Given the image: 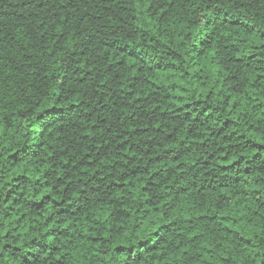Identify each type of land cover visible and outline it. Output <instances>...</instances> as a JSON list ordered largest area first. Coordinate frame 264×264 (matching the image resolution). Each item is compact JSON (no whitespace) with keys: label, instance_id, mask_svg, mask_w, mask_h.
<instances>
[{"label":"trees","instance_id":"16d2710c","mask_svg":"<svg viewBox=\"0 0 264 264\" xmlns=\"http://www.w3.org/2000/svg\"><path fill=\"white\" fill-rule=\"evenodd\" d=\"M0 264H264V0H0Z\"/></svg>","mask_w":264,"mask_h":264}]
</instances>
